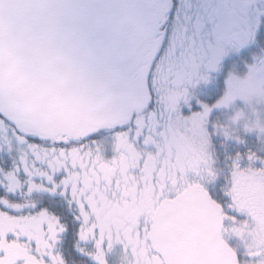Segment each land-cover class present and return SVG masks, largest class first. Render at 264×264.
<instances>
[{
    "label": "snow or ice",
    "instance_id": "snow-or-ice-1",
    "mask_svg": "<svg viewBox=\"0 0 264 264\" xmlns=\"http://www.w3.org/2000/svg\"><path fill=\"white\" fill-rule=\"evenodd\" d=\"M0 264H264V0H0Z\"/></svg>",
    "mask_w": 264,
    "mask_h": 264
}]
</instances>
